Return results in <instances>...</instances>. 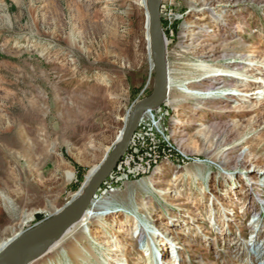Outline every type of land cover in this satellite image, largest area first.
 Masks as SVG:
<instances>
[{"label": "rangeland", "instance_id": "1", "mask_svg": "<svg viewBox=\"0 0 264 264\" xmlns=\"http://www.w3.org/2000/svg\"><path fill=\"white\" fill-rule=\"evenodd\" d=\"M137 2L0 0V242L70 203L128 112L153 93L146 10ZM161 24L168 62L180 63L187 49L209 70L232 62L248 70L250 89L201 110L165 102L142 117L92 216L149 202L152 209L130 212L128 233L114 236L129 264H141L147 243L168 244L158 264L173 253L179 264L264 262V0H162ZM175 76L181 85V71ZM186 168L199 171L196 179L169 185ZM149 178L160 184L145 194L140 183ZM169 186L172 193L158 195ZM164 227L160 243L151 235Z\"/></svg>", "mask_w": 264, "mask_h": 264}, {"label": "bare ground", "instance_id": "2", "mask_svg": "<svg viewBox=\"0 0 264 264\" xmlns=\"http://www.w3.org/2000/svg\"><path fill=\"white\" fill-rule=\"evenodd\" d=\"M136 4L146 10L145 12L146 27L148 28V14H147V8H146L147 0H138ZM164 31L165 30L163 29L162 32H163L164 47L166 49V67H167V77H168L167 92H166V98L164 100V103L167 102L173 107L181 106L183 104L184 105L193 104L195 106L197 105V107L200 108L201 110L203 109V107L207 105L204 103L206 101L211 100V101L216 102V101L221 100L223 97H229L231 99L233 97H242L245 94L241 93V91L250 89L249 86H247L246 84V78H245L246 72H248V70L243 68L242 71L239 72V71L232 69L229 66V63H232V62H225V63L219 62L216 65L217 68L209 70L208 67L202 64V62L200 61L201 57L192 56L189 53L188 49L183 51L184 56L182 57L183 60L181 59L182 61L180 63L175 62L171 64L170 62H168L167 50L170 45V39L168 38L167 34ZM145 35L148 41V29ZM188 55H191L190 59H186ZM175 71H181L182 73V78H180V79H183L181 81V85H176L175 80L177 79V77L175 76ZM234 81L236 83L234 86L235 88L228 87V85H226L225 87L224 86L220 87L221 83H225V82L228 83V82H234ZM240 88H242V90H240ZM262 93H264V91ZM161 106L147 110L146 112H144L142 117L154 116V111H157L159 108H161ZM130 113L131 111H129L127 116L124 118L125 124L128 121ZM122 133H123V130L118 134L117 141L121 138ZM216 157H218V154L216 155ZM98 167L97 166L94 167L89 172L88 176L86 177L85 184L90 180V178L95 173V171L98 169ZM197 172L199 171H197V169H194V168H186L184 172H177V174L170 176L173 178V182L169 185L171 186L175 185V188H177V185L174 184L175 181H187L189 180V178H193L195 180L198 175ZM226 175L227 176H225V179L230 177L229 174H226ZM66 177L68 180H70L73 177V174L67 173ZM158 184H160L159 179L158 181H154V178H149L147 182L142 181L140 183V189L143 193L146 194L152 188L156 190L155 185H158ZM171 189L172 187L169 186L166 189L159 190L158 195L160 196L162 194V196H166L168 193H172L174 191L173 190L174 188L172 189L173 191ZM81 193H82V190H80V192L76 194L74 199H76ZM201 194H202V191H201ZM96 196L93 202L91 203V205L89 206V208L87 209V211L81 216L79 220H77L59 238H57L50 244L42 248H39L38 250L35 251L34 257L30 261L29 264H129L123 245L117 242L116 240H114V236L116 235V233H125V232L128 233L127 232L128 228L126 230L124 228L129 227L130 222L135 218L134 215L131 213H135V211L136 212L148 211L152 209V207L149 205L148 201H146L145 199L139 198L136 201L135 206L133 207V212L129 210L115 209L114 211L110 213L99 214L94 217L92 216V209L98 206ZM200 201L201 200L199 199L198 203ZM247 201L248 200H243L241 203H246ZM64 208L56 211L55 215L61 213V211ZM119 212H122L121 216L123 215L124 218H120V215L118 216L115 215L116 213H119ZM226 213H228V211ZM108 215L110 216L114 215L112 216L111 221L109 222L107 218ZM190 217L191 216L189 215L185 216V218H188L189 221H190ZM92 219L93 221L91 222L90 220ZM211 219L212 218H210L209 220ZM151 221H149L148 223L152 224ZM119 223H120V226H119ZM40 225L41 224H38V227ZM32 229L34 228H30L29 230L24 231V232H19L15 234L13 237L0 242V253L13 244L15 245V247H22L23 245H26V244L33 245L37 242V240L39 242L41 238V234L39 235L38 233V238L36 235H32L31 233L29 234V232ZM87 230L89 231V233ZM169 231L170 230L168 227H164L162 231L158 233H157V230H155L154 231L155 234H152L151 237L153 238L155 236L157 241L160 240V243H163L164 234L170 233ZM132 233L133 232H131V234ZM92 234H99V235L97 237L92 236L90 240H88V235H92ZM90 241L92 242L94 241L96 243L95 245H97V249H96V246L94 247V244L90 243ZM168 241L169 240H167V242ZM103 246L105 247L103 248V251H100V250L98 251V248L103 247ZM166 246H168V244H163L162 247L156 246L154 250L152 247H150V244L148 245L147 243V246L145 244L144 246L145 248H142L144 252V255H143L144 258L143 257L139 258L140 263L141 264H158L159 259H157V256L162 255L165 249L164 247ZM66 254L69 255L68 256L69 258L71 257L73 259L74 261V262L72 261L73 263L72 262L69 263L67 259H64ZM177 258H178V254L175 253L174 255L173 253V255H171V260L168 261L169 260L168 259L167 261H165V263L169 262V264H179L180 259L177 260ZM262 262L263 260L259 262V264H264V262L263 263ZM1 264H20V258L17 255H13L9 257L8 259H6Z\"/></svg>", "mask_w": 264, "mask_h": 264}, {"label": "water", "instance_id": "3", "mask_svg": "<svg viewBox=\"0 0 264 264\" xmlns=\"http://www.w3.org/2000/svg\"><path fill=\"white\" fill-rule=\"evenodd\" d=\"M161 4L162 0H147L148 14V43L152 58V68L155 71V88L153 93L140 101L132 108L128 121L125 124L121 138L114 144L112 150L92 175L90 180L83 186L82 193L70 202L61 213L47 219L38 227L32 229L29 234L41 238L38 242L22 247L10 245L0 253V264L13 255L20 258V264H29L33 259L35 251L42 248L69 229L87 211L101 187L111 177L116 170L121 159L128 152L132 140L139 127L142 115L149 109L161 106L164 103L167 92V67L166 49L163 41V29L161 24Z\"/></svg>", "mask_w": 264, "mask_h": 264}, {"label": "built area", "instance_id": "4", "mask_svg": "<svg viewBox=\"0 0 264 264\" xmlns=\"http://www.w3.org/2000/svg\"><path fill=\"white\" fill-rule=\"evenodd\" d=\"M126 154H127V153H126ZM124 157H125V156H124ZM124 157H123V158H124ZM117 167H118V166H117ZM154 250H155V249H154ZM158 263H159V262H158Z\"/></svg>", "mask_w": 264, "mask_h": 264}]
</instances>
